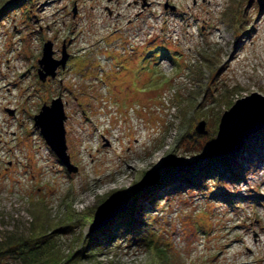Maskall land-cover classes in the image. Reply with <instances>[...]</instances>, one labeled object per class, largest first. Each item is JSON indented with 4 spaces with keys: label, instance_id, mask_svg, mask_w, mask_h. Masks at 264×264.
Instances as JSON below:
<instances>
[{
    "label": "rangeland",
    "instance_id": "1",
    "mask_svg": "<svg viewBox=\"0 0 264 264\" xmlns=\"http://www.w3.org/2000/svg\"><path fill=\"white\" fill-rule=\"evenodd\" d=\"M181 1L0 0L2 242L41 222L60 258L75 255L93 233L89 216L137 188L150 193L140 202L171 245L172 264H264V128L237 153L240 182L184 192L180 177L164 171L171 160L193 166L213 150L226 111L264 96V0H223L214 9ZM47 42L55 61L68 59L41 81ZM56 99L75 173L34 127ZM201 121L206 135L195 131ZM121 201L106 211L120 215ZM116 240L83 264L149 263L145 247ZM5 256L0 264H20Z\"/></svg>",
    "mask_w": 264,
    "mask_h": 264
},
{
    "label": "trees",
    "instance_id": "2",
    "mask_svg": "<svg viewBox=\"0 0 264 264\" xmlns=\"http://www.w3.org/2000/svg\"><path fill=\"white\" fill-rule=\"evenodd\" d=\"M163 56L165 57V54ZM162 79L165 81L164 85L168 84L167 78ZM255 135L257 134L246 140L244 147L252 139L258 138L260 134ZM178 162L176 164L174 160H171L164 167V171H172L180 177L184 184L179 188L184 192L204 190L208 181H213L218 185H221L224 181L240 182L243 180L242 176L245 172L243 164L237 160V154L221 158L206 154L198 157L193 163L194 165L188 168L183 161L179 160ZM213 194L215 199L226 198L223 192L215 191ZM122 195L128 202L129 207L121 212L113 223L89 234L82 252L80 251L75 255L71 254L65 259L60 258L53 249L54 242L49 240L51 235L48 232H43L44 227L39 222L40 224L36 228H30L27 232H15L11 237L5 239V242L0 240V259L2 260V256L6 255L5 257L16 258L20 264H83L84 260L96 259L104 250L114 247L116 239L123 238L128 244L141 245L150 252L148 264H172L175 258L172 255L171 245L161 241L156 233L155 224L151 221L150 215L145 212L140 202V199H148L150 193L132 188L129 193ZM116 196L113 195V198ZM150 199V204L154 206L157 198ZM89 218L94 219L91 216ZM65 219L69 222L73 219L71 210L67 211ZM36 220L40 221L42 219L37 216ZM64 220L61 226L64 225ZM67 230L68 227L66 226L64 232Z\"/></svg>",
    "mask_w": 264,
    "mask_h": 264
},
{
    "label": "water",
    "instance_id": "3",
    "mask_svg": "<svg viewBox=\"0 0 264 264\" xmlns=\"http://www.w3.org/2000/svg\"><path fill=\"white\" fill-rule=\"evenodd\" d=\"M262 4V3H261ZM52 43L47 42L43 47L42 59L39 61L40 79L45 81L47 76H55L59 66L65 67L68 57L63 60L53 59ZM67 119L62 108L61 100L52 101L51 106L43 105L39 114L34 117V127L40 131L46 144L55 153L58 159L65 165L69 173L77 172V168L71 164V158L67 153L66 129L64 122ZM205 121L198 123L195 131L199 135H206ZM264 128V96L258 93L238 100L220 120L216 142L209 156L221 158L239 153L248 138L257 134ZM125 198L115 197L103 203L94 215L90 232L101 229L114 220L119 214L117 210L106 211V207ZM122 200V201H123ZM121 201V202H122Z\"/></svg>",
    "mask_w": 264,
    "mask_h": 264
},
{
    "label": "bare ground",
    "instance_id": "4",
    "mask_svg": "<svg viewBox=\"0 0 264 264\" xmlns=\"http://www.w3.org/2000/svg\"><path fill=\"white\" fill-rule=\"evenodd\" d=\"M184 0H182L181 2H183ZM194 2H195V4H194V6H196V2H197V0H193ZM203 1V3L205 4V6L206 7H209V8H212V9H214L215 7H217L219 4H223L224 3V1L223 0H202ZM180 2V3H181ZM153 3H155V2H153ZM174 3H175V0H174ZM130 6V5H129ZM260 22L264 25V13H263V15L260 17ZM113 199V198H112ZM127 208L129 207V204H128V202H127ZM126 208V209H127ZM125 209V210H126ZM124 210V211H125ZM119 215H117L116 216V218H115V220L117 219V217H118ZM115 220H112V221H110L108 224H107V226L108 225H110L111 223H113ZM257 243H259V242H261L259 239L256 241ZM250 252H251V249H250Z\"/></svg>",
    "mask_w": 264,
    "mask_h": 264
}]
</instances>
